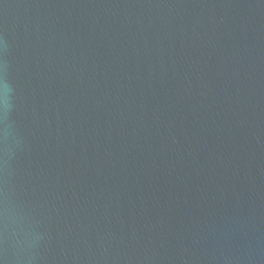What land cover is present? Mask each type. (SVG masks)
Returning a JSON list of instances; mask_svg holds the SVG:
<instances>
[{
    "label": "water",
    "instance_id": "1",
    "mask_svg": "<svg viewBox=\"0 0 264 264\" xmlns=\"http://www.w3.org/2000/svg\"><path fill=\"white\" fill-rule=\"evenodd\" d=\"M0 264H264V0H0Z\"/></svg>",
    "mask_w": 264,
    "mask_h": 264
}]
</instances>
